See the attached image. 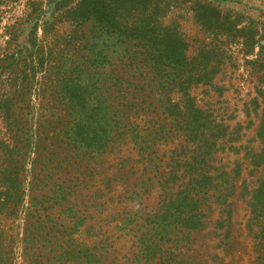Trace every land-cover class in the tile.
Returning a JSON list of instances; mask_svg holds the SVG:
<instances>
[{"label": "rangeland", "instance_id": "obj_1", "mask_svg": "<svg viewBox=\"0 0 264 264\" xmlns=\"http://www.w3.org/2000/svg\"><path fill=\"white\" fill-rule=\"evenodd\" d=\"M64 1L0 0V106L10 107L15 112L14 121H8L7 116L0 112V140L3 137L7 143L13 141L15 138L8 128L17 125L21 131L17 140L30 137L41 141L40 145H44L46 151H55L49 162L50 168L56 171V174L53 172V179L39 178L40 174L32 164L34 158L38 159V150H29L23 205L15 218L0 214V264H30L32 260V264H41L39 260H58L56 250L46 249L52 242V237L46 231L50 229L52 216L55 214H48L50 218L37 217L38 212L42 211L41 202L46 209H51L50 206L58 207L60 200L52 190L60 185L59 179H64V169L63 172H58L57 168L54 169L57 166L71 169V179L64 182L63 186L70 187L73 191L71 205L80 221L75 231V228L70 230L74 231L71 234L75 241L97 248L102 253L98 264H152L154 262H148L142 257L135 258L136 243L133 238L129 239V231L125 233L121 222L125 219L140 222L147 213L160 210L163 203L184 184H160V174L163 171L169 172L171 167L180 173L187 169L178 158L182 159L196 152L193 147H198V142L194 144L188 137H184L186 132L178 122L179 118L164 112L160 107L162 96L159 95V90L152 91L150 86H146V91L140 96L141 103L136 114L130 112L125 122H110L97 133L99 138L106 141L105 148L100 151L91 149V153L88 148H84L75 153L73 149L66 147L62 142V127L67 122L64 109L73 106L71 95H77L84 89L81 77L76 75L77 69L70 70L67 67L68 61L78 64L83 57L81 53L85 50L87 53L92 47L90 44L70 43L72 27L65 11L77 0ZM230 5L238 9L247 8L258 15V21H264V0H235ZM255 7L261 13L252 10ZM181 24L182 29L190 35L199 38L204 36L191 19L182 21ZM85 27L89 31L90 25ZM87 34L89 38L90 31ZM93 36L94 40H90V43L96 44L97 49L103 47V53L110 61L122 60L119 44L113 37L106 33ZM210 38L213 44L222 46L218 43L219 39ZM73 39L76 40L74 36ZM231 49L238 67L228 68L223 72L222 68L215 71L213 86L199 84L190 89L195 104L209 113L210 119L221 125L222 116L229 117L231 124L235 121L242 122L243 102L252 93L251 84L245 80L247 73L242 66L237 46L233 45ZM19 60L28 61L35 70L26 80H21L18 77L20 74L10 67ZM222 85L225 86L224 89ZM84 95L86 104L90 103L92 95L86 94L85 89ZM177 96L178 92L172 95L175 100ZM32 109L36 113L33 117L29 113ZM245 133L247 135L244 139L251 138L250 130ZM212 142L209 140L202 143L204 146L198 151L196 169L209 175H217L215 181L220 183L217 187L222 189L219 177L222 175V168L231 169L235 160L241 159L242 152L234 154L233 151H222V136L214 145ZM234 143L239 142L237 140ZM187 145L190 150L186 149ZM179 163L181 167L178 166ZM35 166H39L37 161ZM251 179L250 167L244 160L243 169L235 183L236 194L230 198V231L225 224L222 225V219L226 217L222 211V203H217L210 196L208 200L202 201L205 203L204 228L195 233L191 242L183 249L171 242L173 238L170 241L168 239L163 248L169 258L164 261L157 258L155 262L264 264V246H260L258 239L252 237L245 226L249 211L240 187L244 180ZM212 192L217 195L215 188H212ZM30 206L35 211L33 219ZM188 207L187 213L195 211V208ZM28 224L33 228L38 227L37 237L28 235ZM184 251L188 256L185 262H181L179 259Z\"/></svg>", "mask_w": 264, "mask_h": 264}, {"label": "trees", "instance_id": "obj_2", "mask_svg": "<svg viewBox=\"0 0 264 264\" xmlns=\"http://www.w3.org/2000/svg\"><path fill=\"white\" fill-rule=\"evenodd\" d=\"M234 1L77 0L65 11L72 27L70 43L90 44L92 47L87 53L86 50L81 53L83 57L79 65L67 60L70 70L77 69L76 75L81 77L86 94L92 95L90 103L86 104L84 89L77 95L72 94L73 106L64 109L67 122L62 127V142L68 149L79 153L88 148L91 153V149L100 151L105 148L106 141L99 138L97 133L110 122H125L130 112L136 114L141 103L140 96L146 91V86H150L152 91L159 90L162 96L160 107L164 112L179 118L178 122L186 132L184 137H188L194 144L198 142V147H193L196 152L178 158L187 169L180 173L171 167L169 172L163 171L160 174V184L184 183L163 203L160 210L147 213L140 222L131 219L121 222L125 233L129 231V239L133 238L136 243L135 258L142 257L148 262H154L152 264H161L155 262L157 258L163 261L169 258L163 248L168 239L170 241L173 238L171 242L183 249L191 242L192 236L204 228L205 203L202 201L208 200L210 196L217 203H222V211L226 214L222 225L225 224L230 231V198L236 194L235 183L243 169L244 160L252 173V179L244 180L240 187L249 211L245 226L252 237L258 239L260 246H264V21H258V15L247 8L238 9L230 5ZM252 10L258 11L256 7ZM190 19L203 32V37H194L182 29V21ZM85 25H90L89 38ZM97 33H106L114 38L119 44L122 60L110 61L103 53V47L97 49L96 44L90 43ZM210 36L219 39L218 43L222 46L213 44ZM233 45L237 46L241 56L242 66L247 73L245 80L251 84L252 93L243 102L242 122L231 124L229 117L222 116L221 125L195 104L190 89L199 84L213 86L218 70L222 68L223 72L238 67L232 55ZM10 67L20 74L18 77L21 80L28 79L31 72L35 71L24 60L15 61ZM224 87L222 85V89ZM176 92L178 96L175 100L172 95ZM0 112L7 116L8 121H14L15 112L10 107L0 106ZM29 113L31 117L36 114L33 109ZM16 127L13 125L8 128L15 138L13 141L7 143L3 137L0 140V214L7 218H15L23 205L28 175L26 163L31 148L38 150V159L34 158L32 164L34 170L39 172V178L49 180L53 179V172L56 174L49 162L55 151H46V147L40 145L41 141L30 137L17 140L21 131ZM246 130L252 132L251 138L244 139ZM220 136L222 151H233L234 154L242 152L241 159L235 160L231 169L222 168V175H219L222 189L217 187L220 184L215 181L217 175L196 169L198 151L204 146L202 143L212 140L214 145ZM237 140L239 143H234ZM189 147L187 145L186 149L190 150ZM36 161L38 167L35 166ZM178 166L181 167V164ZM55 168L58 172L64 169V179H59L60 185L52 190L60 200L58 207L50 206L51 209H46L41 202L42 211L38 212L37 217L50 218L48 214H55L50 229H45L46 234L52 237L51 245L46 246V249L56 250L58 260L39 262L98 264L102 253L90 245L76 242L71 234L80 224L74 206L71 205L73 191L63 186L64 182L71 179V169L65 166ZM212 188H215L217 195L213 194ZM188 206L195 208V211L187 213ZM29 211L33 219V206L29 207ZM72 229L74 231L70 232ZM26 231L32 238L38 236L37 226L33 228L28 224ZM187 256L184 251L179 261L185 262Z\"/></svg>", "mask_w": 264, "mask_h": 264}]
</instances>
